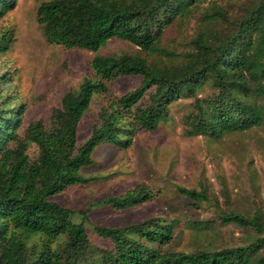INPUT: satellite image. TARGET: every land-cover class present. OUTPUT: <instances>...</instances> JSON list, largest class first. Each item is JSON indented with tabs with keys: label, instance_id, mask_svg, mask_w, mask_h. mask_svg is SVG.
I'll return each mask as SVG.
<instances>
[{
	"label": "trees",
	"instance_id": "trees-1",
	"mask_svg": "<svg viewBox=\"0 0 264 264\" xmlns=\"http://www.w3.org/2000/svg\"><path fill=\"white\" fill-rule=\"evenodd\" d=\"M199 1L49 0L38 7L36 22L50 45L96 53L119 39L139 52L95 55L92 77H84L76 92L61 98L47 124L30 123L22 134L23 106L4 95L7 77L0 76V264H264V239L210 253H164L175 224L160 218L124 230H96L111 247L92 248L84 226L72 222L73 212L51 201L84 183L79 172L91 164L98 145L121 144L136 129L156 130L168 118L169 105L179 100H193L192 111L183 118L189 137L217 140L264 126V0H250L237 16L223 7L207 8L205 35L178 55L160 54L163 32ZM13 2L0 0V14ZM7 35L0 28L1 51ZM125 77H140V86L102 107L98 123L78 145V124L93 96L104 93L108 82ZM203 84L213 93L202 100L197 93ZM144 98L147 103L141 102ZM178 192L193 201L206 200L204 190ZM148 199V191L138 187L104 203L118 209ZM222 221L251 225L259 232L258 217L247 220L230 213ZM29 236L37 239L30 245Z\"/></svg>",
	"mask_w": 264,
	"mask_h": 264
},
{
	"label": "rangeland",
	"instance_id": "rangeland-1",
	"mask_svg": "<svg viewBox=\"0 0 264 264\" xmlns=\"http://www.w3.org/2000/svg\"><path fill=\"white\" fill-rule=\"evenodd\" d=\"M48 1L14 0L12 8L0 14V28L8 30V44L0 50V76L7 77L4 95L15 97L23 106L19 134L30 123H48L61 98L67 92H76L84 77H92L90 61L95 55L139 52L119 39L108 41L96 53L48 44L36 22L38 7ZM249 1L197 2L163 32L158 42L160 54L178 55L191 40L205 35L207 8L223 7L237 16ZM140 82V77L118 78L106 84L104 93L93 96L78 124V145L85 142L98 123L101 108L137 89ZM212 93L211 87L203 84L197 97L207 99ZM141 102L147 103V99ZM192 103L190 99L170 104L168 118L154 131L136 129L121 144L98 145L92 152L91 164L79 172L84 183L51 197L52 202L73 212L72 222L84 226L92 248L111 247L96 230H124L151 218L175 224L170 242L162 248L164 253H210L264 239V126L224 134L217 140L189 137L183 118L192 111ZM138 187L148 191L147 202L118 209L104 203ZM179 188L200 194L204 190L206 200H190L178 192ZM230 213L247 220L258 217L259 232L251 225L223 222L222 217ZM28 239L30 245L36 238Z\"/></svg>",
	"mask_w": 264,
	"mask_h": 264
}]
</instances>
